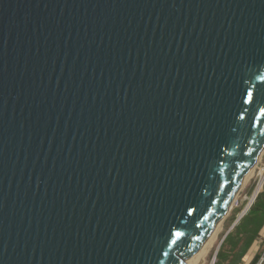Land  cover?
Here are the masks:
<instances>
[{"label":"water","instance_id":"1","mask_svg":"<svg viewBox=\"0 0 264 264\" xmlns=\"http://www.w3.org/2000/svg\"><path fill=\"white\" fill-rule=\"evenodd\" d=\"M261 76L264 0H0V264H190L264 154Z\"/></svg>","mask_w":264,"mask_h":264},{"label":"rangeland","instance_id":"2","mask_svg":"<svg viewBox=\"0 0 264 264\" xmlns=\"http://www.w3.org/2000/svg\"><path fill=\"white\" fill-rule=\"evenodd\" d=\"M259 164L261 165L264 164V154L261 157L257 167H259ZM257 167L253 168V171L248 179L249 181L247 180L246 182L247 184H245V186L242 188L239 194L240 198H239L238 206H236L235 204V207H233V209L229 212L226 218L223 221H221V223L218 225L217 229L212 235L213 239L211 237L208 240L210 241L212 239L210 245L208 246L206 250L205 262H203L202 264H212L214 259L215 261L213 264H232V260L238 257V255H235L238 249V246H236V243L239 242V240L244 241L246 237L243 234H240V231L242 230V228L240 230L236 228V225L238 223L234 227L233 225L235 224L236 220L238 219L241 211L243 210L245 206V203L242 202L244 196L246 194H251L256 186L257 180H255L256 173H254V171ZM247 218L248 217L245 218L244 220L245 222H247L246 221L248 220ZM255 241L253 245H255L256 243L257 246L252 248V250L250 249L251 251L250 250L247 251V253L241 258L238 264H242L250 252L251 253L255 252V250H257V248H259L262 245V243L260 245V243L258 242V238ZM260 248H259V251H260Z\"/></svg>","mask_w":264,"mask_h":264},{"label":"trees","instance_id":"3","mask_svg":"<svg viewBox=\"0 0 264 264\" xmlns=\"http://www.w3.org/2000/svg\"><path fill=\"white\" fill-rule=\"evenodd\" d=\"M246 217H248L247 222L244 221ZM236 228L238 230L242 228L240 234H243L246 238L244 241L239 240L236 243L238 249L235 255H238V257L232 260V264H238L247 251L252 249L254 241L260 236L261 230L264 228V191L260 193L249 214L236 225ZM258 256L259 253L252 260L251 264L256 262Z\"/></svg>","mask_w":264,"mask_h":264},{"label":"built area","instance_id":"4","mask_svg":"<svg viewBox=\"0 0 264 264\" xmlns=\"http://www.w3.org/2000/svg\"><path fill=\"white\" fill-rule=\"evenodd\" d=\"M259 163V162H258ZM258 163L255 167H257ZM255 174V180H257L256 186L251 194H246L242 200V202L245 203V206L243 210L241 211L238 219L236 220L237 223L241 221L242 218H244L251 210L252 206L256 202L258 196L260 193L264 191V164H259V167H257L254 171ZM240 194V193H239ZM240 196L238 195V199L236 201V206H238ZM235 222V223H236ZM259 253V256L255 263L253 264H264V242L260 248V251L254 252L252 255L247 256V258L243 261L242 264H251L252 260L256 257V255ZM251 256H253L251 258Z\"/></svg>","mask_w":264,"mask_h":264},{"label":"bare ground","instance_id":"5","mask_svg":"<svg viewBox=\"0 0 264 264\" xmlns=\"http://www.w3.org/2000/svg\"><path fill=\"white\" fill-rule=\"evenodd\" d=\"M254 167H255V166H254ZM252 171H253V169H252V170L249 172V174L247 175V178H246V180L244 181L242 188L245 186V184H247L246 182H247V180L249 179V177H250ZM248 181H249V180H248ZM237 199H238V197H237L236 200L234 201V203H233V205H232V209H233V207H235V204H236ZM213 234H214V233H213ZM213 234H212V235H213ZM211 237H212V236H211ZM211 237H210V238H211ZM210 238H209V239H210ZM209 239H208V240H209ZM212 239H213V237H212ZM212 239H211L210 241L207 240L208 242L206 241V242L204 243V245L201 247V249L199 250V252H198L196 255H194L193 260H192V262H191L190 264H202L203 262H205L206 250H207L208 246L210 245ZM214 261H215V259L213 260L212 264L214 263Z\"/></svg>","mask_w":264,"mask_h":264},{"label":"snow or ice","instance_id":"6","mask_svg":"<svg viewBox=\"0 0 264 264\" xmlns=\"http://www.w3.org/2000/svg\"><path fill=\"white\" fill-rule=\"evenodd\" d=\"M259 79L264 81V76H261ZM252 97H253V92L251 90H248L246 93V98H245V103H251L252 102ZM259 113L261 116H264V108H261L259 110ZM243 119V117H241Z\"/></svg>","mask_w":264,"mask_h":264},{"label":"crops","instance_id":"7","mask_svg":"<svg viewBox=\"0 0 264 264\" xmlns=\"http://www.w3.org/2000/svg\"><path fill=\"white\" fill-rule=\"evenodd\" d=\"M256 242V241H255ZM258 242L260 243V245H261V243L263 244V242H264V228L261 230V233H260V236L258 237ZM255 246H257V244L255 243V245L252 247V248H254ZM262 246V245H261ZM260 246V247H261ZM259 247V246H258ZM259 247V248H260ZM259 248H257V250H255V252H258L259 251ZM252 250V249H251ZM250 250V251H251ZM254 252H250L247 256H250V255H252ZM253 256H251V258H252Z\"/></svg>","mask_w":264,"mask_h":264}]
</instances>
